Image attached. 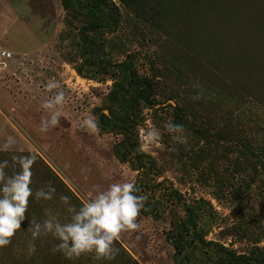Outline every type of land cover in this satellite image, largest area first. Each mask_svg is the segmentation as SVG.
<instances>
[{
    "label": "rangeland",
    "instance_id": "1",
    "mask_svg": "<svg viewBox=\"0 0 264 264\" xmlns=\"http://www.w3.org/2000/svg\"><path fill=\"white\" fill-rule=\"evenodd\" d=\"M104 2L99 13L113 28L88 30L93 49L85 52L80 29L89 16L75 4L0 0V145L14 140L0 160L10 161V175L18 171L12 156H35L26 218L0 246V264H264V56L250 39L263 27L264 0ZM234 7L239 16L230 14ZM216 26L225 40L207 30ZM122 63L150 85L132 87ZM51 81L65 102L59 124L40 133ZM120 97L132 104L141 168L132 154L116 157L121 133L98 124L101 114L127 113ZM89 117L94 133L78 126ZM169 123L182 131L170 132ZM149 130L158 132L153 141ZM129 181L146 205L139 227L113 241V258L83 253L69 260L52 250L58 241L51 235L32 239L28 220L68 221L61 196L78 208ZM48 186L52 199H36Z\"/></svg>",
    "mask_w": 264,
    "mask_h": 264
},
{
    "label": "clouds",
    "instance_id": "2",
    "mask_svg": "<svg viewBox=\"0 0 264 264\" xmlns=\"http://www.w3.org/2000/svg\"><path fill=\"white\" fill-rule=\"evenodd\" d=\"M59 88L60 85L56 81L46 85V90L52 94L41 103V108L49 115L41 119L38 129L40 133H47L59 124L60 113L57 109L65 102L62 90L53 91ZM193 99L198 100L199 96H194ZM78 126L93 133L97 130V122L93 117L83 119ZM167 128L170 132L182 131L181 126L171 123ZM157 136L158 132L155 130L147 132L149 141L155 140ZM174 139L178 143L186 142L183 136H176ZM12 143L13 138H9L0 145V151H7ZM34 161L35 156L31 153L12 156L11 166L18 168V171L9 175L5 169L9 167L10 161L0 160V246L10 243V238L26 218L29 197L33 195L30 184ZM137 191L133 181L112 183L86 199L78 208L69 204L68 196H61L60 200L67 206V212L70 214L67 222L61 223L54 215H49L43 221H37L35 218L28 220L27 229L33 240L51 235L58 241L52 250L60 252L66 259L71 260L83 253H94L97 259H111L116 254L113 241L120 233L139 227L135 221L143 206L144 197L136 195ZM54 192L55 188L48 186L47 191L37 190L35 198L51 200ZM32 251L34 244L29 245V252Z\"/></svg>",
    "mask_w": 264,
    "mask_h": 264
},
{
    "label": "trees",
    "instance_id": "3",
    "mask_svg": "<svg viewBox=\"0 0 264 264\" xmlns=\"http://www.w3.org/2000/svg\"><path fill=\"white\" fill-rule=\"evenodd\" d=\"M61 4L64 8L70 7L71 4H74L77 6V10H79L81 13L86 14L89 16V21L88 24L86 26H84L85 28L80 29V40L82 43V49L83 51L87 52V51H91V49H93L92 43L88 40V34L87 31L88 30H95V29H99L101 27L104 28H113L114 22L111 24H108V22H106L104 20V17L99 13L100 11V5L101 4H108V2H104V0H87L85 2H83V4L76 2L75 0H61ZM245 8H249V7H245ZM233 12H231V15H234V17L237 15H240V11L239 9H237L236 7L233 8ZM243 13V12H242ZM217 15V13H216ZM263 27H259L257 28L258 33H259V37H255L254 33V27H249V30L251 32V35L254 36V38H250L251 41L255 42L256 41V50L257 53L255 54H263L264 56V22H263ZM209 32H211L212 34L215 35H219L220 37L218 38H223L224 40L226 39V36L223 35L222 30L219 27H214L213 29L209 30L207 29ZM243 34L245 33V30H243ZM96 47V52L98 51V44H95ZM261 61L263 62V58L261 57ZM260 60H256L255 63H257L259 66L262 65V62ZM121 66L124 67V77H127L129 80V83L132 87L137 86V85H144V86H149V81L140 78L139 76H137L136 73H134V70H132L127 63H122ZM78 71H80V69H77ZM121 101L124 103V106L128 109L127 113L124 115H112V116H104L101 114L98 116V124L101 126V128H112L115 129L116 131H118L119 133H121L122 135V139L117 142L114 147H113V151L114 154L116 155V157L118 159H120L121 161L126 160V156L128 155H133L135 160L137 161V167L141 168L144 167V160H143V153L141 152V150L135 146V140H136V132H134V128L136 125V121L134 120V116H130L131 114H129V110L131 108V103L127 100H125L123 97H120ZM134 150L136 151L134 154ZM137 188L139 187V185H136ZM139 191V190H138ZM136 192L135 194L140 196L139 192ZM146 205L145 200H143V206L142 208H144ZM169 239V238H168ZM183 246V243L180 240H177L176 243V248L177 247H181ZM128 261L133 262L134 260H132L131 258H128Z\"/></svg>",
    "mask_w": 264,
    "mask_h": 264
}]
</instances>
